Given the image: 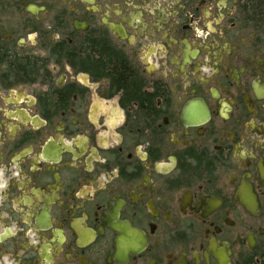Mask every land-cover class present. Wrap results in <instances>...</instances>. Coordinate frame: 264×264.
Here are the masks:
<instances>
[{"label":"flooded vegetation","instance_id":"af4514ba","mask_svg":"<svg viewBox=\"0 0 264 264\" xmlns=\"http://www.w3.org/2000/svg\"><path fill=\"white\" fill-rule=\"evenodd\" d=\"M0 264H264V9L0 0Z\"/></svg>","mask_w":264,"mask_h":264},{"label":"trees","instance_id":"16d2710c","mask_svg":"<svg viewBox=\"0 0 264 264\" xmlns=\"http://www.w3.org/2000/svg\"><path fill=\"white\" fill-rule=\"evenodd\" d=\"M251 2L255 9H264V0H249Z\"/></svg>","mask_w":264,"mask_h":264}]
</instances>
